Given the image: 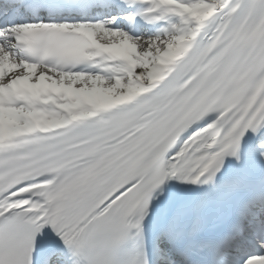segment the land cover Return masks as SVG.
I'll list each match as a JSON object with an SVG mask.
<instances>
[{
  "label": "snow or ice",
  "instance_id": "obj_1",
  "mask_svg": "<svg viewBox=\"0 0 264 264\" xmlns=\"http://www.w3.org/2000/svg\"><path fill=\"white\" fill-rule=\"evenodd\" d=\"M205 2L215 11L200 23L148 0L143 12L167 20V26L146 42L126 32L138 51L152 53L148 66L133 71L150 90L90 120L37 133L36 143L0 151V264H63L57 238L72 264H82L93 249H99L93 264H150L142 221L154 190L174 176L211 179L226 155L240 158L249 130L264 129V0ZM87 27L125 32L103 21L12 24L0 30V56L16 65L56 68L63 59L56 46L68 39L64 30ZM180 35L191 37L186 52L166 68L158 64L157 47L164 52ZM160 68V79L150 83ZM22 73L23 68L8 72L0 83ZM210 112L217 118L169 155L182 134ZM21 153L30 155L16 158ZM52 162L53 171L24 178L29 167ZM42 181L49 187L38 195L22 191ZM259 247L243 264H264V243Z\"/></svg>",
  "mask_w": 264,
  "mask_h": 264
},
{
  "label": "bare ground",
  "instance_id": "obj_2",
  "mask_svg": "<svg viewBox=\"0 0 264 264\" xmlns=\"http://www.w3.org/2000/svg\"><path fill=\"white\" fill-rule=\"evenodd\" d=\"M157 2L163 7L170 8V10H173L179 16H186L189 19L200 23L206 20V18L215 11V9L207 4L205 0H195L194 3L189 4L183 3L181 0H157ZM148 6V0H144L143 8H147ZM90 28L92 30L93 38L99 45L107 48L112 55L119 56V60L117 61L119 67L112 68L111 73L114 75L116 69H120V67H124L130 71L127 80L122 84L114 85L108 83L104 80V77L99 75H64L47 69L41 70V68L30 65L23 68L22 75H32V78L39 75L42 78H47L48 80L61 85L63 89L69 90L73 86H78L80 88L78 94L71 92L73 104L75 105L72 107V115H82L98 107L120 105L132 99L135 95H140L145 90L149 89V86L143 83L142 78L133 77V71L136 67L148 66L151 63L148 57L151 56L152 53H142L138 51L137 41L130 35L139 37L145 42L149 38L155 37V35L149 34V32L140 35H134L132 32H128L130 34L128 35L125 30H123L125 32H118L105 28ZM173 40L174 42H169L164 52H160L157 47V63L165 68L171 63H174L175 60L180 58L186 52L187 46L191 42V37L180 35L174 37ZM162 71L163 68L155 69L153 74L149 77L150 83L157 82L162 75ZM83 101L87 102L86 108L82 105ZM7 111L8 110H5L0 113L2 119L0 134L10 132L21 123H28V125L31 126L33 123H45L51 118L50 115L45 118L42 112H36L33 108L22 111V119H19L16 115H11L12 113ZM59 117L60 116L57 115V118H54V121L58 122ZM205 126L206 123L200 128ZM193 132L189 133L188 136ZM179 184H188V178L177 177L174 184H171L169 187H177Z\"/></svg>",
  "mask_w": 264,
  "mask_h": 264
}]
</instances>
